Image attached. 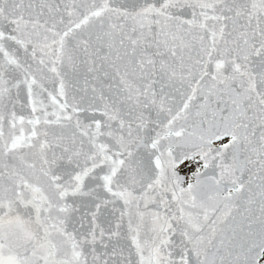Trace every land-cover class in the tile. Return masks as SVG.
<instances>
[{
    "label": "snow or ice",
    "instance_id": "6c2138e0",
    "mask_svg": "<svg viewBox=\"0 0 264 264\" xmlns=\"http://www.w3.org/2000/svg\"><path fill=\"white\" fill-rule=\"evenodd\" d=\"M0 264H264V0H0Z\"/></svg>",
    "mask_w": 264,
    "mask_h": 264
}]
</instances>
